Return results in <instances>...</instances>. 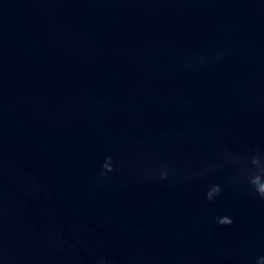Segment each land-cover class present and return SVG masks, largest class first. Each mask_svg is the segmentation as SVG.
I'll use <instances>...</instances> for the list:
<instances>
[{"label": "clouds", "instance_id": "obj_1", "mask_svg": "<svg viewBox=\"0 0 264 264\" xmlns=\"http://www.w3.org/2000/svg\"><path fill=\"white\" fill-rule=\"evenodd\" d=\"M110 157L108 158V160L110 161ZM252 163L254 165L259 166V160L253 158ZM104 169L108 172L112 171V167L110 166V163H105L104 164ZM262 173H255L252 174L250 176V180L249 182L251 183V185L254 187L256 193L261 196L262 198H264V178H262ZM161 180L167 179V173L166 172H162L161 176H160ZM222 189L219 185H213L212 187H210L208 189V191L206 192V199L209 202H212L217 196L220 195ZM217 223L221 226H229L233 223V220L228 217V216H222V217H218L217 218ZM262 262H264V257H262L257 264H262Z\"/></svg>", "mask_w": 264, "mask_h": 264}]
</instances>
